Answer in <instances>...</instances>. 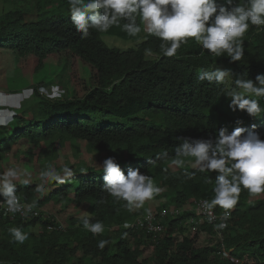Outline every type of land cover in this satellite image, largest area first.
Returning <instances> with one entry per match:
<instances>
[{
    "label": "trees",
    "instance_id": "obj_1",
    "mask_svg": "<svg viewBox=\"0 0 264 264\" xmlns=\"http://www.w3.org/2000/svg\"><path fill=\"white\" fill-rule=\"evenodd\" d=\"M2 1L11 8L0 15V50L15 53L21 73L32 76L59 56L63 64L69 60L73 90L63 98L50 99L38 92L45 85L39 82L30 100L11 109L9 118L0 119L4 121L0 124V162L10 154H22L38 164L39 173L49 165L58 171L65 164L56 163L57 152L67 142L77 141L83 145L84 155L95 154L99 164L79 158L81 150L75 146L73 161L67 164L73 175L64 184L47 183L36 175L31 182L17 185L20 200L36 202L39 214L0 221V264H264V199L250 202L264 194L241 191L222 231V256L219 243L195 246L199 234L213 238L214 233L208 225L191 230L192 213L183 211L167 218L162 235L155 240L145 231L123 228L124 222L150 212L111 197L103 179L107 158L125 176L138 171L149 177L154 187L170 194H154L151 200L159 202L154 214L167 206L185 209L197 199L210 202L219 174L199 168L192 174L189 167L194 158H185V165L174 172L171 161L185 140L215 141L220 130L230 135L239 127L244 130L242 135L253 132L264 140V112L252 117L231 107L229 94L242 91L237 89L236 79H249L259 86L256 77L264 74V29L250 25L243 38L241 61L233 62L226 54L216 57L192 38L175 56L166 57L160 50L162 41L147 33L139 16L141 32L137 36L128 35L122 29L127 21H121V26L107 32L90 30L82 39L72 24L68 0ZM24 4H30L29 8H23ZM29 13L34 14L33 20L26 18ZM105 36L137 44L120 49L108 46L102 40ZM219 68L230 72L224 82L199 78L201 73ZM78 88L80 94L74 92ZM247 98L257 99L264 108V97ZM226 108L236 112L234 123H225ZM41 184L46 190L38 193L35 189ZM51 204L83 206L88 213L68 217L60 224L40 211ZM85 217L89 224L102 222L104 232L92 234L85 229ZM13 227L28 234L24 244L13 241L8 231ZM100 240L109 243L100 249Z\"/></svg>",
    "mask_w": 264,
    "mask_h": 264
},
{
    "label": "clouds",
    "instance_id": "obj_2",
    "mask_svg": "<svg viewBox=\"0 0 264 264\" xmlns=\"http://www.w3.org/2000/svg\"><path fill=\"white\" fill-rule=\"evenodd\" d=\"M68 3L72 24L82 39L90 35V30L107 32L113 26H121V21H127L122 24V29L128 35L137 36L141 32L137 23L139 16L147 33L162 41L160 50L166 57L175 56L181 45L192 38L216 57L226 54L233 62L241 61L244 56L243 38L250 25L258 30L264 29V0H243V3L235 0H68ZM146 51L151 54L150 49ZM229 76V71L217 70L203 72L199 78L222 83ZM256 82L259 86L249 79H236L235 85L242 91L229 93L230 106L244 110L252 117L264 112L257 99L247 98L264 97V74L258 75ZM243 131L238 127L226 135L224 130H220L215 141L189 143L185 140L177 149V158L171 161L172 165L180 168L185 165V158H194L193 167L199 166L200 172L207 170L219 174L214 187L215 196L206 202V206L209 209L221 207L226 210L225 216L229 215L227 210L237 205L242 190L246 189L253 195L264 194V140L253 132L242 135ZM46 169L40 176L47 183L64 184L73 175L67 164L58 171L51 170L50 165ZM103 173L105 190L111 197L126 202V206L140 208L160 192L149 177L140 175L138 171H129L125 176L112 158L103 161ZM22 175L26 174L18 172L16 167H9L0 174V197H3L0 207L13 214L23 211L26 215L37 205L36 202L21 204L14 181ZM21 182L27 184L29 181L23 179ZM45 190L43 184L35 189L38 193ZM82 223L92 234L104 232L102 222L89 224L85 217ZM8 231L18 244H24L29 238L18 227ZM108 243L100 240L97 247L103 249Z\"/></svg>",
    "mask_w": 264,
    "mask_h": 264
},
{
    "label": "rangeland",
    "instance_id": "obj_3",
    "mask_svg": "<svg viewBox=\"0 0 264 264\" xmlns=\"http://www.w3.org/2000/svg\"><path fill=\"white\" fill-rule=\"evenodd\" d=\"M34 1V0H33ZM33 1H31V5H33ZM30 4H24L23 8L28 9ZM11 6L9 4L3 3L2 0H0V15L3 12L9 11ZM27 19L33 20L34 14L29 13L26 16ZM146 29V27H145ZM102 40L108 45L117 47L120 49H127L130 47L135 46L137 43H135L132 40L125 41V40H119L116 38H110L108 36L102 37ZM64 59L60 56L54 59V61H49L45 64L42 71H40L38 74L32 76L29 74H22L19 70V67L17 65V58L16 54L9 52V51H3L0 50V107H2V111H0V119H7L11 115V109L14 108H20L22 105H24L25 102L30 100V96L32 93V89L37 85L39 82H43L45 85L38 88V92H41L40 89H44L42 95L51 98L54 97V99H60L63 98L65 93L69 94V91L73 90V88L70 86L69 83V75L71 74L70 69V61L67 60L66 64H63ZM219 70H222V68H219ZM90 76V73L88 72L85 76V79ZM51 86H56L59 88L58 94L56 96H52V94L49 93V88ZM31 90V91H29ZM76 94H80V88L77 90H74ZM225 110H228L227 108ZM229 114H227L226 122H235V119L237 118V115L234 114L232 110H228ZM236 113V112H235ZM219 119V118H216ZM223 121V120H221ZM75 146H79L81 153L79 154V158H87L89 161L93 164L98 165L99 161L96 159V155L93 154V156H85L83 152V145L77 141H69L67 142V145L64 149L61 151L59 150L56 155V163L58 165L63 164H70L73 161V149ZM24 156L22 154H19L17 157H14L13 155H8L4 162H0L1 169L0 171L3 173L7 168L9 167H16L18 172H22L26 175H22L20 179L17 181H14L16 185L22 183L21 180L28 179L29 182L37 178L36 175H40L38 172L39 167H37V163L34 161H29L27 158H23ZM190 165V163H189ZM180 168H177L176 166L171 164V170L176 172ZM199 168V166L189 167L191 170V173L195 175V170ZM28 182V183H29ZM160 192L163 193V195H170L167 191L160 190ZM168 198V197H166ZM257 199H264V196H257L250 199L251 201H255ZM162 202V201H161ZM159 206V202L149 201L140 207L145 209L147 212H152L154 209H156ZM170 207V206H167ZM62 209V211H60ZM46 217H53L55 218L60 224L64 223V220L68 217H81L84 215H87L88 209L86 207H75L73 205L62 207L60 204L55 205L51 204L41 210ZM179 239L181 238L178 236ZM216 242L215 239L211 238L206 233H201L198 236V240L195 244L196 247H208L213 246ZM146 249L145 255H148L149 251Z\"/></svg>",
    "mask_w": 264,
    "mask_h": 264
},
{
    "label": "built area",
    "instance_id": "obj_4",
    "mask_svg": "<svg viewBox=\"0 0 264 264\" xmlns=\"http://www.w3.org/2000/svg\"><path fill=\"white\" fill-rule=\"evenodd\" d=\"M59 88L56 86H51L49 88V93L52 94V96H56L58 94ZM41 95L42 93L39 92ZM50 99H54V97H51ZM2 202V200H0ZM22 205H27L28 203H25L21 201ZM206 200L204 199H197L192 202V204L185 208V209H179L175 207H166L160 209L157 213H145L143 215H140L138 217H135L129 221H126L123 223L122 227L126 229L131 230H142L146 233L150 234L152 236V239L155 240L158 237H160L164 231V224L167 220V218H174L180 215L181 213L187 212L192 213L193 216L190 217L188 224L190 225L191 230H196L202 225H208L212 228V231L214 233L213 239L216 240L214 244H221L219 248V253L222 256H225V251L222 246V231L225 229L226 221L230 216H225L224 209L217 211L216 207L209 209L206 206ZM26 211V210H24ZM41 211V210H40ZM36 213V214H33ZM39 214V211L37 209H33V212H29L26 215L23 214V211L17 212L15 214L8 212L5 207H0V221L3 219H9L12 220L14 217H20L21 219H27L29 216L36 217ZM223 225L224 227H220Z\"/></svg>",
    "mask_w": 264,
    "mask_h": 264
}]
</instances>
